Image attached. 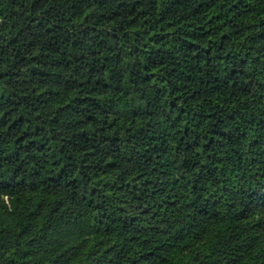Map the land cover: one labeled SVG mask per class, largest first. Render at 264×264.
Returning <instances> with one entry per match:
<instances>
[{
	"label": "trees",
	"instance_id": "trees-1",
	"mask_svg": "<svg viewBox=\"0 0 264 264\" xmlns=\"http://www.w3.org/2000/svg\"><path fill=\"white\" fill-rule=\"evenodd\" d=\"M0 264H264V0H0Z\"/></svg>",
	"mask_w": 264,
	"mask_h": 264
}]
</instances>
